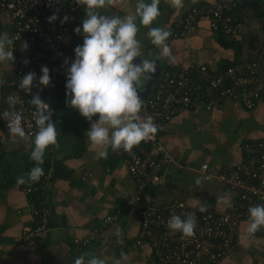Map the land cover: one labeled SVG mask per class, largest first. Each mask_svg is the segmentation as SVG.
Listing matches in <instances>:
<instances>
[{
    "label": "crops",
    "instance_id": "crops-1",
    "mask_svg": "<svg viewBox=\"0 0 264 264\" xmlns=\"http://www.w3.org/2000/svg\"><path fill=\"white\" fill-rule=\"evenodd\" d=\"M220 1H236L241 5L239 20L243 33L235 40L240 42L241 52L223 43L213 33L208 18L201 19L186 36H173L176 23L188 9ZM242 1L183 0V6L175 8L171 6L170 0H160L159 15L147 27L141 25L139 17H136L137 0H118L115 6L99 9L101 14L109 16L135 17L141 59L147 58L146 50L153 54L160 51L147 37L149 28L160 27L171 33L167 44L174 60L170 62L166 57L159 59L158 80L153 84L148 98L142 96L147 82L138 89L143 107H146L148 99L172 66L199 64L222 70L228 65L249 61L254 52L264 48V7L261 8L259 0L260 7L255 9L242 6ZM145 2L150 3L151 0ZM85 17L86 11L83 20ZM14 29L10 14L0 10V34L10 36ZM13 52L15 62L12 65H0L2 112L9 107L7 101L2 99L7 93H12L7 82L18 67L14 49ZM49 74L51 84L46 87V95L56 111L52 120L56 125L58 147L48 148L54 165L50 163L46 173L52 166L54 172L49 183L44 184L43 177L40 183L46 189L48 204L54 208L51 229L37 245L29 246L17 241L25 227L35 224L28 205L29 197L23 190L24 184L4 187L0 192V264H74L75 258L81 255L87 261L90 258L88 254L108 258V264H113L114 260H119L120 264H167L155 259L148 243H135L140 220L134 211L123 213L117 222L110 225L101 242L78 246L77 240L85 238L99 227L108 214L124 207L134 192L135 182L127 163L110 148L106 159L100 158L96 150L90 151L85 135L90 129V122L79 111L67 107V81L53 71ZM195 79L198 80V77ZM97 119L98 116L93 117L94 121ZM154 124L157 126L155 134L173 156L174 162L163 171V183L145 193L146 200L157 206L179 199L197 208L200 202L207 205L208 210L229 209L237 198L236 193L215 178L206 180L201 166L208 163L209 171L217 175L230 173L244 161L243 145L250 140L264 139V100L254 109H248L240 100L225 98L211 111H185L167 122ZM33 141L28 136L24 139L13 136L8 129L3 128L0 134V177L6 169L8 173L16 174L15 180L26 176L25 160L34 146ZM197 178L202 180L200 186L195 183ZM227 193L232 194L230 202L217 204L216 197ZM33 201H37L35 195ZM247 221L241 224L235 249L221 264H264V229L249 238L245 231ZM119 239L123 243H119Z\"/></svg>",
    "mask_w": 264,
    "mask_h": 264
},
{
    "label": "built area",
    "instance_id": "built-area-1",
    "mask_svg": "<svg viewBox=\"0 0 264 264\" xmlns=\"http://www.w3.org/2000/svg\"><path fill=\"white\" fill-rule=\"evenodd\" d=\"M238 9L239 3L236 1L194 6L176 23L173 36H186L201 19L208 18L216 36L222 33L228 39L237 40L243 33ZM0 10L8 12L15 25L9 37L14 40L18 59V67L7 82L12 93H7L2 100L7 101L9 95L18 97L16 110L22 115L26 136L34 140L38 129L34 115L36 109L30 103L33 95L38 94L49 104V110L53 112L52 119L56 111L48 100L45 86L33 87L32 93L28 94L20 90V81L29 72H34L37 76L34 84H38L44 66L67 81L68 70L76 58L75 48L83 44V35H78L75 28H82L85 7L78 5L76 0H0ZM54 14L58 18L49 22V17ZM65 16L68 20L62 23ZM25 43L28 45L26 50L23 48ZM254 53L249 61L231 65L224 70H213L199 64L172 66L148 99L146 107L142 108L141 117L151 118L153 123H163L185 111H211L225 98L240 100L248 109H254L264 100V48ZM3 128L8 129L7 122L0 117V134ZM243 150L244 161L230 173L216 175L209 171L208 163L201 166L206 180L215 178L228 185L237 195L226 211L208 210L206 213L199 212L197 207L179 199L162 206L146 200L145 193L163 183V171L174 162L173 156L157 134L142 141L131 152L122 149L116 151L128 165L135 182L134 192L123 208L108 214L99 227L89 232L85 238L77 240L78 246L101 242L110 225L117 222L123 213L134 211L140 220L135 243H148L155 259L160 263L221 264L238 243L241 224L249 217V207L264 204V139L247 141ZM52 164L54 165V161ZM53 172L54 166L44 174V184L49 183ZM43 185L25 183L23 186L29 197L28 205L35 224L25 227L17 241L29 246L37 245L51 229L54 208L47 202V192ZM36 193L39 194V199L34 202L33 196ZM173 213L182 218L196 214L198 220L193 236L185 237L182 233H172L168 229L167 221Z\"/></svg>",
    "mask_w": 264,
    "mask_h": 264
},
{
    "label": "clouds",
    "instance_id": "clouds-1",
    "mask_svg": "<svg viewBox=\"0 0 264 264\" xmlns=\"http://www.w3.org/2000/svg\"><path fill=\"white\" fill-rule=\"evenodd\" d=\"M78 5L84 6L86 17L82 22V28L76 27L75 32L83 35V44L75 48V60L68 70L66 88L68 100L67 106L76 109L90 122V129L86 132L89 141V149L96 150L100 158H107L109 148L113 151L124 150L131 152L142 141L151 139L157 132V126L151 118H142L140 113L143 108L142 99L138 89L152 79L150 74L157 70V61L166 57L173 61L171 50L167 44L171 33L164 28L151 27L147 33L151 44L160 49L158 53H149V58H143L140 64L133 61L142 57L141 45L137 39L139 31L135 17L109 16L101 14L99 9L115 6L118 0H76ZM171 6L181 8L183 0H170ZM160 0H137L135 6L136 17H139L143 26H150L159 15ZM58 17L54 14L49 17L53 22ZM65 16L63 22H67ZM14 40L7 34H0V65H11L15 62L13 52ZM25 50L28 48L25 43ZM27 64L28 61H25ZM42 76L38 84L36 73L29 72L20 81L19 88L22 92L31 94L33 87L50 86V70L42 67ZM42 91V89H41ZM18 97H7L8 109L0 113L7 122L11 135L21 139L26 137L22 126V115L16 110ZM36 109L35 124L37 131L34 136V147L30 159L36 166L29 170L26 176L17 178L18 184L37 183L44 175L40 165L44 163V155L50 146H57L56 125L52 120L49 104L45 103L36 94L30 100ZM98 116L97 120L93 117ZM197 186L202 180L197 178ZM231 193L216 197L217 204L230 202ZM198 211L206 213L208 206L199 202ZM249 217L246 227V235L252 238L258 231L264 229V204H257L248 209ZM195 213L182 218L173 215L167 221V227L172 233H182L185 237H191L197 227ZM119 236L120 234L117 233ZM123 243L122 239L118 240ZM89 259L81 255L74 260V264H108V258H99L88 254ZM113 264H120L114 260Z\"/></svg>",
    "mask_w": 264,
    "mask_h": 264
},
{
    "label": "trees",
    "instance_id": "trees-1",
    "mask_svg": "<svg viewBox=\"0 0 264 264\" xmlns=\"http://www.w3.org/2000/svg\"><path fill=\"white\" fill-rule=\"evenodd\" d=\"M259 3L261 5V8H263L264 7V0H259ZM240 8H241V5L239 4L238 12L240 11ZM218 37L221 39V41H223V43H226V44H229L231 46H234L237 51L241 52V47L242 46H241L240 42L235 41L236 39L232 40V41H229L228 39H226V37L222 33ZM229 66L230 65L224 67L222 70L226 69ZM48 151H49V149H47L46 152H45L43 165H40L43 168V170H44V174L48 170V168L50 166V163H52V159H51L50 153ZM30 154H31V152H30ZM30 154L26 157V160H25L26 161V165H25L24 170L26 171V173H28L30 169H32L33 167L36 166L35 162L30 159ZM12 173H8V169H6L5 172L3 173L2 177H0V192H1L2 189H4V187H10V186H13L14 184L17 183L16 182L17 180H15L16 179L15 178L16 174H12ZM41 178H40V180H41ZM40 180H39V182L34 183V184L39 185ZM37 194L38 193H36L35 196L37 197V201H38L39 197H38Z\"/></svg>",
    "mask_w": 264,
    "mask_h": 264
},
{
    "label": "water",
    "instance_id": "water-1",
    "mask_svg": "<svg viewBox=\"0 0 264 264\" xmlns=\"http://www.w3.org/2000/svg\"><path fill=\"white\" fill-rule=\"evenodd\" d=\"M242 6L244 7H250L252 9L258 8L260 7L258 0H243L242 1ZM149 51L146 50V57L148 58L149 56ZM142 62L141 58H136L133 63L135 64H140ZM158 63V61H157ZM159 65V64H158ZM153 78L151 80H149V82H147L146 84V90L143 91L142 96L143 98H148V96L151 94L152 90H153V84L156 82V80H158V75H159V69L157 67V70L154 74H150Z\"/></svg>",
    "mask_w": 264,
    "mask_h": 264
}]
</instances>
